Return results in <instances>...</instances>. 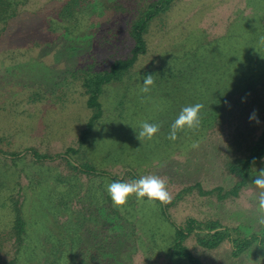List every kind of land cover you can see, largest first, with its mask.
<instances>
[{
    "label": "rangeland",
    "instance_id": "rangeland-1",
    "mask_svg": "<svg viewBox=\"0 0 264 264\" xmlns=\"http://www.w3.org/2000/svg\"><path fill=\"white\" fill-rule=\"evenodd\" d=\"M154 1L118 0L115 14L85 9L89 14L68 20L58 15L66 0H6L14 17L0 13V150L22 156L0 153V264H190L171 251L175 230L157 201L133 194L115 206L106 191L110 179L80 174L61 157L34 161L32 150L63 156L80 149L78 163L129 182L130 171L159 175L177 225L194 217L264 236L256 223L259 189L251 182L264 159L237 197L194 188L230 190L238 177L226 165L247 156L264 132V0H176L152 22L147 54L121 81L104 86L103 117L79 145L91 115L85 73L127 57L128 19ZM145 71L153 75L149 92L141 91ZM198 101L200 124L170 139L180 109ZM253 110L259 123L248 118ZM144 120L159 122L160 130L139 140L133 128ZM19 207L26 221L22 246L14 231ZM114 208L121 225L105 229L101 218ZM185 244L201 264H264L259 243L239 257L227 241L215 250L193 236Z\"/></svg>",
    "mask_w": 264,
    "mask_h": 264
},
{
    "label": "trees",
    "instance_id": "trees-1",
    "mask_svg": "<svg viewBox=\"0 0 264 264\" xmlns=\"http://www.w3.org/2000/svg\"><path fill=\"white\" fill-rule=\"evenodd\" d=\"M176 0H156L153 3L146 6L143 10L139 12L136 18L128 19V25L125 29L126 37L133 42V46L127 55V57H120L114 60L108 69L102 71H87L84 76L83 88L84 93L86 95V106L89 110H91V115L88 119V122L81 130L78 141L79 145L83 146L87 138L91 135L94 128L98 124V122L103 117V105L100 100L103 88L105 85H109L114 82H119L123 79V77L128 74L138 60L147 54L148 52V41L146 35L149 32L150 26L152 22L162 15L166 13L173 3ZM2 3V10L0 13L2 15H9L8 18L14 17L13 14H7V5L6 0H0V4ZM118 0L113 4L110 0H66L64 6L59 12V17L63 19H72L73 17H77L80 14L87 15L89 13H97L99 15L103 14H115L117 13ZM112 4V5H111ZM122 12H126V6L123 5L121 8ZM242 69H239L241 71ZM146 73H150L149 71H145ZM237 73V72H235ZM254 75L252 76V78ZM241 99L243 97H240ZM243 107V106H242ZM237 109V112H244L243 108ZM263 107V105H261ZM257 115L259 111H256ZM245 115V113H243ZM241 120V119H240ZM250 152L247 156L236 158L234 160H230L226 165L227 170L238 177V180L234 184V186L224 192L222 187H216L212 190L204 191L201 187L200 183H197L194 188H198L199 192L204 195H211L215 192L218 193V197L220 199H224L227 196H235L239 195V192L248 184L251 174L253 173V168L256 167L261 161L264 159V132L262 135L253 142ZM80 149H76L70 147L67 149V154L65 155H56L49 156L47 154H39L37 151L32 150L33 160L34 161H55L57 158H63L67 165L71 167V169L78 171L80 174H83L90 178H108L111 181L113 180H124V178H120L118 176H111L110 173L98 169L97 166L89 163H78L74 159V155L78 154ZM6 157H10L15 160L17 158H21V154L17 152H2ZM6 153V154H5ZM130 176L132 179L138 178L139 175L130 171ZM192 189V188H189ZM159 204L163 216L171 222L174 230V244L172 246L171 251L178 257L186 260L190 264H201L191 253L190 249L185 244L186 240L193 236L196 239L197 244L207 250H215L220 247L224 242H230L232 246V255L234 257H239L249 248H251L255 243H259V245H264V236L252 234L249 236L240 235L239 231L235 228L224 227L219 221L216 220H205L200 221L194 217H188L184 223V225H177L175 222L171 220V216L168 214L167 207L164 202L157 201ZM15 225L14 231L16 235V242L19 246H22L24 243V235L26 231V221L23 217V212L21 207L15 208ZM121 213L119 209L114 208L113 212H107L104 217L101 219L104 220L103 225L106 227L105 229H117V226H120ZM100 253L99 255H101ZM95 259H99V256ZM10 264H15V260L13 259Z\"/></svg>",
    "mask_w": 264,
    "mask_h": 264
},
{
    "label": "clouds",
    "instance_id": "clouds-1",
    "mask_svg": "<svg viewBox=\"0 0 264 264\" xmlns=\"http://www.w3.org/2000/svg\"><path fill=\"white\" fill-rule=\"evenodd\" d=\"M153 84V75L144 74L141 91L149 92L150 85ZM204 108L202 102H194L183 106L175 116L169 126L168 137L175 140L179 130L193 128L200 124L201 110ZM249 120L259 123V118L255 110L249 115ZM137 138L151 139L154 134L160 130L159 122L141 121L139 129L133 128ZM259 174L252 178V184L259 189L257 199V209L260 213L256 217V223L264 225V168H261ZM106 191L111 198L113 205H124L133 194L136 198H147L150 201H160L167 203L171 200V195L166 186V180L156 174L142 175L129 181L113 180L106 185Z\"/></svg>",
    "mask_w": 264,
    "mask_h": 264
}]
</instances>
